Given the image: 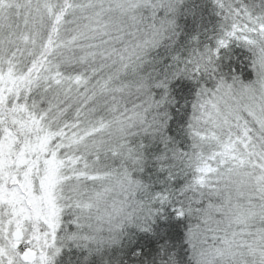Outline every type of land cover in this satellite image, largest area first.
I'll return each instance as SVG.
<instances>
[{
  "label": "snow or ice",
  "instance_id": "obj_1",
  "mask_svg": "<svg viewBox=\"0 0 264 264\" xmlns=\"http://www.w3.org/2000/svg\"><path fill=\"white\" fill-rule=\"evenodd\" d=\"M0 264H264V0H0Z\"/></svg>",
  "mask_w": 264,
  "mask_h": 264
}]
</instances>
